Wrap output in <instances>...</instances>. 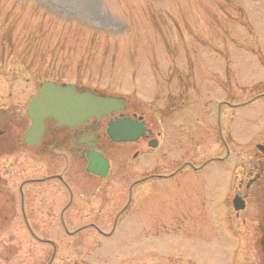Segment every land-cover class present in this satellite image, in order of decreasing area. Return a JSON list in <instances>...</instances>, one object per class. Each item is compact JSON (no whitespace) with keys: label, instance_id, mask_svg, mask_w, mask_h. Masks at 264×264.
<instances>
[{"label":"rangeland","instance_id":"374dc122","mask_svg":"<svg viewBox=\"0 0 264 264\" xmlns=\"http://www.w3.org/2000/svg\"><path fill=\"white\" fill-rule=\"evenodd\" d=\"M0 61L72 70L85 88L122 96L144 111L161 109L170 99L178 106L170 119L171 160L224 156L220 134L216 138L207 128L217 118L223 134L229 124L241 144L224 166L242 160L250 136L264 133V0H0ZM194 128L196 147L190 145ZM159 142L145 160L131 158L130 149L105 180L76 159L75 198L81 200L73 216L79 228L75 264H110L114 258L230 264L235 255L238 264H260L261 201L241 214L246 226L234 220L242 238L235 228L191 227L216 221L214 214L222 224L226 211L219 204L230 193L232 173L221 164L191 179L145 180L128 202L131 182L166 171L162 136ZM181 212L186 226L171 231ZM61 237L70 240L58 233Z\"/></svg>","mask_w":264,"mask_h":264},{"label":"flooded vegetation","instance_id":"af4514ba","mask_svg":"<svg viewBox=\"0 0 264 264\" xmlns=\"http://www.w3.org/2000/svg\"><path fill=\"white\" fill-rule=\"evenodd\" d=\"M35 65L34 62L32 67ZM39 66L20 68L0 61V264H75L73 238L79 228L73 227V216L75 202L81 200L75 198L73 171L76 159L85 164L86 170L90 153H100L108 163V176L114 163L122 156H128L130 149H133L130 155L134 160L152 158L160 146L162 136L163 154L168 160L166 171L161 175L150 173L131 182L128 187L129 202L138 183L145 180L173 182L182 176L195 178L206 169L217 166L220 162H227L232 157V151L241 145L234 140L228 124L229 128L225 130L227 134L221 135L224 156L210 157L203 161L171 160L170 119L178 106L172 104L170 99L161 109L151 106L153 108L144 111L125 98L114 104L107 114L82 120L77 124H62L57 118L48 116L43 119V129L32 132L33 119L29 115V109L32 101L41 95L43 87L74 86L77 93L88 90L74 81L70 75L72 70L66 69L60 73L59 68ZM109 96L118 98L117 95ZM182 100L183 98L180 99ZM39 118L42 119V116L36 115V119ZM123 120L136 132L141 129L137 139L116 142L109 136V127L114 122ZM207 128L210 134L213 133L212 136L215 132L216 138V130L221 133L224 131L218 120L214 126L209 125ZM122 130L123 127L119 129V133ZM197 131L199 130L195 128L189 131L194 136L190 137V145L193 143L194 147L197 146L194 143L195 137L199 135ZM257 132L246 141L251 146L242 160L220 167L232 173L230 193L219 204L226 211L221 217L222 224L218 223V215L214 214L216 221L208 225L196 223L191 226L195 232L201 231L203 227H219L228 232H234L232 229L235 228L236 236L242 238L237 232L240 225L234 226V220H239L246 226L249 221L245 216L241 217V214L249 208L251 202L264 203V133ZM151 143H155V148L150 147ZM107 176L100 179L105 180ZM234 199L244 204L243 210H233ZM126 205L123 208L125 210ZM186 219V213L181 212L179 222L170 224L171 231L185 227ZM95 228L101 233L97 226ZM258 229V261L264 264V225ZM58 233L70 240L64 242L61 237L60 241ZM234 257L230 264L241 262L239 257ZM128 259L114 258L112 260L115 262L110 264H171L156 258L150 262H129Z\"/></svg>","mask_w":264,"mask_h":264},{"label":"water","instance_id":"95a60500","mask_svg":"<svg viewBox=\"0 0 264 264\" xmlns=\"http://www.w3.org/2000/svg\"><path fill=\"white\" fill-rule=\"evenodd\" d=\"M110 97L98 96L91 92L77 93L74 86L67 87H43L40 96L36 97L29 109V115L33 119L32 132L43 129V119L45 117H55L62 124H77L89 118H99L107 114L117 102ZM36 115H41L42 119H36ZM126 120L114 122L108 129L109 136L114 141H133L139 137L138 132L133 127L126 124ZM123 127L119 133L120 127ZM127 131H126V130ZM152 146L155 143H151ZM107 162L99 153L91 152L88 157L87 171L100 177L106 175ZM235 210L243 209V205L236 199L233 202Z\"/></svg>","mask_w":264,"mask_h":264}]
</instances>
